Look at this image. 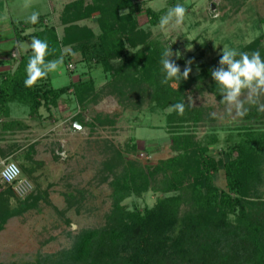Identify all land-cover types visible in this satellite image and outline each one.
Segmentation results:
<instances>
[{
	"label": "rangeland",
	"instance_id": "1",
	"mask_svg": "<svg viewBox=\"0 0 264 264\" xmlns=\"http://www.w3.org/2000/svg\"><path fill=\"white\" fill-rule=\"evenodd\" d=\"M140 1L135 3L142 8L140 12L133 11L142 31L140 47L126 45L121 55L113 56L104 66L85 61L89 51L83 55L81 47L98 43L95 39L101 28L107 30L103 45L116 42L118 21L128 11L114 15L112 2L96 5L91 0H82L79 12H75L76 1L71 7L52 8L54 19L42 32L53 31L58 41L65 37L79 44L63 47L60 69L37 82V87L71 89L56 102L46 98L35 114L30 113L31 104L11 103L10 116L0 115V157L19 167L22 180L16 187L0 183V264H37L67 248L69 235L103 227L114 203V184L121 182L125 173L138 192L121 204L127 211L163 203L184 215L197 212L199 196L189 189L198 180L204 183V157L217 169L211 184L226 191L225 155L240 152L244 145L256 154L262 151L255 140H264V112L249 106L245 117H236L204 88L212 79L211 71L218 67L223 47L241 50L258 35L264 42V25L259 22L264 19V0ZM177 3L188 10L183 26L162 33L159 22L149 25L147 6L161 17ZM25 4V0L9 1L11 9H26L20 10V20H27L33 11L42 14L40 6L29 9ZM87 9L91 15L77 20ZM88 31L97 37L90 39ZM36 34L28 36L35 38ZM170 46L173 60L176 52L181 54L176 60L181 72L185 66L192 69L188 78L181 80L185 88L182 100L192 115H175L169 107L161 108L148 81L154 72L142 73L134 62L141 49L160 56ZM20 51L32 55L28 42L20 45ZM15 58L13 55L15 63L5 74L16 66ZM168 84L177 89L174 81ZM10 144L14 147L6 148ZM169 161L175 162L173 170L178 172H160L153 182L141 185L147 167ZM258 190L264 200V186ZM201 191L204 196L206 190ZM253 196L249 191L243 200L257 203Z\"/></svg>",
	"mask_w": 264,
	"mask_h": 264
},
{
	"label": "trees",
	"instance_id": "2",
	"mask_svg": "<svg viewBox=\"0 0 264 264\" xmlns=\"http://www.w3.org/2000/svg\"><path fill=\"white\" fill-rule=\"evenodd\" d=\"M91 1L96 5L112 2L114 15L124 10L128 14L118 21L120 25L114 35L117 37L116 42L112 44L103 45L107 33L105 28H101L102 32L98 37L88 31L91 33L90 39L97 37L95 40L98 43L81 47L83 55L89 51L85 61L89 63L93 60L97 66H104L113 56L121 55L126 45L131 49L140 47L138 39L142 31L133 17V11L138 13L140 8L133 0ZM76 3L75 12H79L83 2L80 0ZM71 6L73 5L68 7ZM91 12L87 9L77 20L87 19ZM145 13L149 25L154 26L159 22V13L151 9H147ZM259 22L264 25V19ZM36 37L47 40L49 44L50 54L46 60L58 59L63 47L79 44V41H67L65 37L63 42L58 41L53 31L41 32ZM263 43V36L258 35L240 51L251 53L259 50L262 54ZM204 47L209 50L206 45ZM135 55L134 62L141 66L142 73L154 72L148 81L155 89V100L161 108L183 101L185 88L182 81L177 89L160 81L164 77L161 55L158 56L156 51L148 52L147 48L139 50ZM28 59L29 56L22 57L13 74L0 73V115L4 114V117H8V106L11 103L24 106L31 104L30 113L35 114L46 98L56 102L71 89L70 86L60 89L40 88L37 87L40 80L31 86L26 85ZM205 77L209 78L208 75ZM204 90L220 99L212 79H209ZM185 112L192 115L191 110L187 109ZM169 120H172V116ZM256 121L261 119L257 118ZM256 121L251 122L257 123ZM255 142L262 146L260 153L256 154L253 148L245 150L244 145L239 149L240 152L235 150L236 154L232 155L230 151L225 155L223 171L226 191L211 184L217 169L203 158L204 183H199L198 180L189 189L195 190V195L199 196L195 213L181 215L177 209L163 203L152 209L140 211L135 208L131 212L127 211L121 204L124 200L137 196L138 192L132 188L129 174H123L122 181L114 184V203L106 224L99 229L69 235L70 245L67 248L56 255L45 256L37 264H264V200H261L258 190L264 186V140L259 142L257 139ZM174 165V161H169L147 167L146 179H142L141 185L153 182L160 172H178L177 168L173 170ZM202 187L206 190L204 196H201V189L204 190ZM249 191H253V198L257 203L243 200Z\"/></svg>",
	"mask_w": 264,
	"mask_h": 264
},
{
	"label": "clouds",
	"instance_id": "3",
	"mask_svg": "<svg viewBox=\"0 0 264 264\" xmlns=\"http://www.w3.org/2000/svg\"><path fill=\"white\" fill-rule=\"evenodd\" d=\"M187 12L183 4H175L160 17L159 30L164 33L179 29L185 22ZM39 17L40 13L33 11L26 22L35 25L39 22ZM28 47L32 55L29 56L26 67L25 84L31 86L59 70L63 64V57L46 60L50 54L47 40L33 38ZM173 55L171 46L161 54L163 84L174 81L179 85L181 80L188 78L192 70L190 66H185L181 72L180 66L176 63L181 54L176 52L175 60L172 59ZM219 55L218 67L211 71V78L219 94V101L227 106L228 113L243 118L248 114L249 106H255L258 112H264V55L259 50L248 53L232 47H223ZM188 63L190 65L191 61ZM185 110V100L169 106L170 112L175 111L179 115H183Z\"/></svg>",
	"mask_w": 264,
	"mask_h": 264
},
{
	"label": "crops",
	"instance_id": "4",
	"mask_svg": "<svg viewBox=\"0 0 264 264\" xmlns=\"http://www.w3.org/2000/svg\"><path fill=\"white\" fill-rule=\"evenodd\" d=\"M9 1L10 0H0V71H1L0 73L1 74H5V70H8L11 64L14 65L15 61L13 59V55L16 56L15 58L16 66L13 68L11 73L15 72L18 65L20 64L22 57H24L23 53H25L24 51L23 52L20 51V45L26 44L27 42L28 45H30L29 43L33 40V37L28 35L35 36L36 33L39 34L40 32L45 30L44 27L49 25V21L51 22L54 19L52 8L56 9L57 5L62 6V8H64L66 5L69 6L70 4H72V2L75 1L77 2L79 0H70V1L66 0L67 2L65 0H25L26 1L25 5L29 6L30 7L29 9H33L36 5L38 8L40 6L39 11L42 12V14H40L39 22L35 25L31 23H26L27 20L24 21L20 20L19 18V16L21 15L20 10H26V9L24 8L20 9V6L17 7L15 6L16 9L13 7L11 9L9 6ZM148 1L149 0H142V2H146V3ZM133 2L134 4L141 3L140 0H133ZM223 2H227V1L223 0ZM12 4H14V1H12ZM46 9L48 12H46ZM147 9L150 8H148L147 6L146 10ZM29 37H31V39ZM8 109L10 110V106H8ZM8 115L10 116V112ZM8 147H14V144H10V146H7L6 148ZM0 160H2L1 157ZM3 160L5 161L9 159L4 158Z\"/></svg>",
	"mask_w": 264,
	"mask_h": 264
},
{
	"label": "built area",
	"instance_id": "5",
	"mask_svg": "<svg viewBox=\"0 0 264 264\" xmlns=\"http://www.w3.org/2000/svg\"><path fill=\"white\" fill-rule=\"evenodd\" d=\"M20 177L21 171L14 162L8 160L2 162L0 168V183L16 187L22 184Z\"/></svg>",
	"mask_w": 264,
	"mask_h": 264
}]
</instances>
